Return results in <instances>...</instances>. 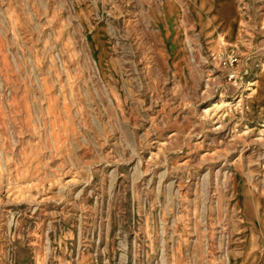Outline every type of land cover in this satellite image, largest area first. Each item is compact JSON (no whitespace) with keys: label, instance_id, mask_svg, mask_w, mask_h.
<instances>
[{"label":"rangeland","instance_id":"1","mask_svg":"<svg viewBox=\"0 0 264 264\" xmlns=\"http://www.w3.org/2000/svg\"><path fill=\"white\" fill-rule=\"evenodd\" d=\"M0 264H264V0H0Z\"/></svg>","mask_w":264,"mask_h":264},{"label":"built area","instance_id":"2","mask_svg":"<svg viewBox=\"0 0 264 264\" xmlns=\"http://www.w3.org/2000/svg\"><path fill=\"white\" fill-rule=\"evenodd\" d=\"M226 60H228V59H226ZM229 60H230V62L232 63L233 61L236 60V58H235V57H232V58L230 57Z\"/></svg>","mask_w":264,"mask_h":264}]
</instances>
